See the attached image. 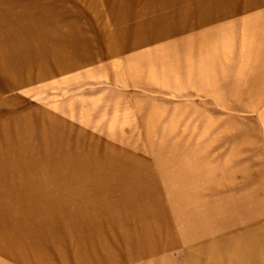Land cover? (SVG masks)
I'll return each mask as SVG.
<instances>
[{
	"label": "rangeland",
	"instance_id": "374dc122",
	"mask_svg": "<svg viewBox=\"0 0 264 264\" xmlns=\"http://www.w3.org/2000/svg\"><path fill=\"white\" fill-rule=\"evenodd\" d=\"M46 1L60 33L94 40L87 50L93 58L20 86L0 78V215L24 221L7 232L12 242L0 243L13 255L25 253L26 264H194L195 255L210 264V244L223 240L217 251L239 252L224 240L244 235L253 240L239 252L245 255L223 264H264V39L244 37V18L264 6L105 55L100 39L114 30L104 0ZM145 1L112 10L129 15ZM222 24L224 39L199 37ZM20 131L27 137L17 140ZM14 142L29 148L18 152ZM79 156L91 163L68 169L78 200L67 233L36 234L47 263L31 251V232L42 228L32 221L46 218V203L20 195L22 183L42 192L38 174L26 182L11 176L25 169L33 175L32 163L54 166Z\"/></svg>",
	"mask_w": 264,
	"mask_h": 264
},
{
	"label": "bare ground",
	"instance_id": "6f19581e",
	"mask_svg": "<svg viewBox=\"0 0 264 264\" xmlns=\"http://www.w3.org/2000/svg\"><path fill=\"white\" fill-rule=\"evenodd\" d=\"M26 1L27 0H0V78L3 82H7L8 84L14 86H20L28 80H31V77H34L35 80H40L48 76H53L54 74L65 72L74 67V61L77 58H80L85 62H89L93 58L90 53H87V50L92 47L94 40L86 41L80 37V33H73L74 30L72 32L69 31L60 33L58 30L59 28H54V25H59V23L53 24V19L57 17V15L51 14L49 10L51 2L48 3L46 0H28L29 3H26ZM98 1L101 2V4L103 3L101 0ZM169 1L161 0L160 3L154 4L152 3V0H146L144 2L146 6L144 10L125 15L123 12L120 14L113 13L114 10L112 9L115 6L129 8L131 0H104V4H106L107 8L110 10L109 13L113 16L114 31L109 35L105 33L101 39L98 38L101 41H104V49L106 54L103 50L102 52L104 53L102 54L112 55L115 52L126 49L128 50L130 48H137L140 45L149 44V42L156 41L164 37L181 35L190 29L192 30V28L196 26H204L211 21H215L216 19L230 17L236 12L253 11V9L258 6H264V0H211L210 2H208V0H178V2L174 4ZM96 2V0H90L92 6ZM53 4L54 3L52 2V5ZM172 6L174 7L175 11L172 9ZM260 11L251 13L244 18V37H253L254 39L257 35H259L260 40L264 39V10ZM95 15H97V13ZM191 21L193 22L190 23ZM194 24H196V26ZM224 25L225 24L199 30L198 35L199 37H201V35H206V40L203 39L205 43H210L217 39V37L224 39L228 36V29L225 27L226 25ZM127 28H130V33H128L129 29ZM125 30L126 32H124ZM128 34H130L131 37L128 36ZM211 37L213 38L208 40ZM202 51L205 52L204 50ZM66 52H72L71 56L68 57ZM85 53L86 55H84ZM34 66L40 68L37 72H34L33 75L31 68ZM252 84L254 85V83ZM20 132L22 133L17 137V140H20L21 137H27L26 133L28 131ZM14 144L15 149L18 152H20L19 150L23 151L24 148H29V143L23 146H20L21 144L17 142H14ZM52 163L54 166H43L42 163H32L33 166H36L33 168V175L32 170L25 169L24 173L17 174V172H15L16 175L11 176L13 179L17 180L19 177H21V180L26 182L27 180L29 181L30 177L38 174L36 178L40 182L39 187L42 192H38L37 189H34L31 185L29 186L25 183H22L20 185V188H22V193L20 192V195L26 197L31 195H34L35 197L39 196V198H41L40 202L43 201L46 203V205L42 207L47 212L46 218L42 219V217H36L35 221H32L36 223V227L42 228L34 230V233L31 232V244L33 247L31 248V251H33L32 254L34 253V255H37L40 253V256L43 255L42 258L46 262L49 260V258L46 257L47 254H44L46 252L43 244L44 241H42V237L40 235L36 236V234L43 231L52 232V230L53 232L59 230L58 232L60 233H62L61 231L67 233V221L75 213L74 204L78 200L77 196L75 197V195H73L74 193L69 190L68 187L69 184L73 182L69 176V172L73 169H76V166L77 168L86 166V163H91V159L86 160L82 156H79L78 158H73V160H71L69 163H66L65 161L59 165H57L56 162ZM94 167H96V170H98V166H91L90 168L93 169ZM111 167L114 168V166ZM68 169L70 170L69 172ZM50 176L54 178H49ZM87 181L88 179L86 182ZM27 186L29 187L25 189ZM71 186H73V184ZM82 195L85 196L80 197L82 199V207L77 209L79 212H82L85 209L83 207L86 205L85 203H87V199L89 197H86V195L89 196V192ZM117 201H114L115 206L121 203L123 199H121L119 203ZM18 219L19 220H17L13 214H7L6 216L0 215V241L6 238L11 239L12 236L8 237V235L13 234L14 230L18 225H20V223L21 225L24 224V221L21 220V217H18ZM75 223L76 222H74V224ZM48 224L49 226H47ZM10 229H13V231L7 235V232L10 231ZM52 233H50L49 236H51ZM241 237H244V235ZM241 237L228 238L224 241L233 244V247L240 252L244 251L243 248L246 245H250L253 241L250 238ZM12 241L13 240L11 239V242ZM222 242L223 240H218L209 245V252L206 261L210 262V264H223L225 263L226 258H234L237 260V262H239V260L245 255L235 251L230 253L229 251H226V249H219L217 251L216 246H219ZM80 249L79 251H81ZM256 252H258V250ZM228 253L231 255L229 256ZM73 254H75V251H73ZM24 255L25 253L20 251L17 255H13L10 253V248L7 243H0V264H20L19 262L23 261ZM195 259L196 263L194 264H200L198 261V256L195 255ZM17 260L19 262H17ZM107 261L109 262V260ZM25 262L26 261L24 260V262L21 264H26ZM241 264L246 263L241 262Z\"/></svg>",
	"mask_w": 264,
	"mask_h": 264
}]
</instances>
